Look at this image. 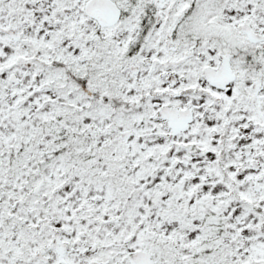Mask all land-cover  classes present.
I'll return each mask as SVG.
<instances>
[{"label":"snow or ice","instance_id":"snow-or-ice-1","mask_svg":"<svg viewBox=\"0 0 264 264\" xmlns=\"http://www.w3.org/2000/svg\"><path fill=\"white\" fill-rule=\"evenodd\" d=\"M0 264H264V0H0Z\"/></svg>","mask_w":264,"mask_h":264}]
</instances>
